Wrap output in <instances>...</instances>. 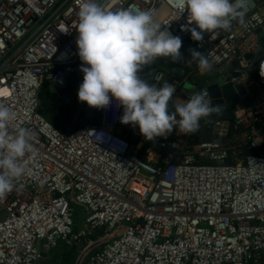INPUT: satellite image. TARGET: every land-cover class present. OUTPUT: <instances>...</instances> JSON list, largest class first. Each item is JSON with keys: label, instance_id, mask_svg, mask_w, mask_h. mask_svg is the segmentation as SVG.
<instances>
[{"label": "built area", "instance_id": "built-area-1", "mask_svg": "<svg viewBox=\"0 0 264 264\" xmlns=\"http://www.w3.org/2000/svg\"><path fill=\"white\" fill-rule=\"evenodd\" d=\"M83 2L0 0V103L16 112L13 128L33 134V151L24 158L26 174L0 200V264H37L40 251L51 258L60 244L78 247L71 264L264 259V154L240 155L244 146L264 145V104L239 99L227 118L208 117V139L174 128L147 141L138 126L121 123L118 101L102 108L98 122L77 125L82 105L74 95L83 73L76 39ZM99 2L109 10H153L162 31L204 53L211 69L225 71L220 75L225 81L243 83L246 94L248 81L264 88V79H254V62L264 55L259 35L264 34V0H243V16L233 18L229 30L205 34L202 41L191 38L187 29L195 24H189L187 9L177 0ZM191 62L182 75L153 63L151 79L145 77L148 65L139 75L149 84L175 85L169 102L174 111L186 83L209 84L195 78L198 62ZM73 73L80 81L63 98L77 113L59 129L40 111L41 90L45 81L59 90L64 84L59 81ZM231 126L242 137L230 143ZM77 206L82 207L80 225L74 220ZM50 264L60 263L51 258Z\"/></svg>", "mask_w": 264, "mask_h": 264}, {"label": "clouds", "instance_id": "clouds-1", "mask_svg": "<svg viewBox=\"0 0 264 264\" xmlns=\"http://www.w3.org/2000/svg\"><path fill=\"white\" fill-rule=\"evenodd\" d=\"M177 2L187 9L189 24H195L187 29L195 41H202L205 34L229 30L230 21L242 17L246 6L243 0ZM154 17L153 10H109L99 0H84L78 12L76 39L83 73L79 101L97 109L118 101L123 108L121 123L138 126L147 141L166 137L174 128L183 134L195 133L201 119L222 112L219 105L213 106L204 90L170 111L175 85L166 82L160 87L140 77L142 67L158 58H170L172 62L183 59L181 37L162 31ZM189 51L202 72L211 69L204 53ZM260 75L264 77V70ZM16 119V112L0 103V200L17 188L26 174L24 158L33 151L32 132L25 127L13 128Z\"/></svg>", "mask_w": 264, "mask_h": 264}, {"label": "trees", "instance_id": "trees-1", "mask_svg": "<svg viewBox=\"0 0 264 264\" xmlns=\"http://www.w3.org/2000/svg\"><path fill=\"white\" fill-rule=\"evenodd\" d=\"M183 48H184V45L182 44L181 49ZM180 63H181V60L180 62H172L170 58L169 59L168 58H158L153 64L167 66L170 72H172V67L175 65H179ZM172 74L176 75L174 72H172ZM79 81H80V76L77 73L67 75L64 79L59 81V83L64 82V84L58 91L52 90V88L50 87L47 81L44 82V85L41 90V99L43 100V102L41 101L40 111L42 112V114L46 116L48 120H50L59 129L65 128L61 119L58 120L59 118H61L63 110L65 109L67 105L63 97L69 96L73 92L74 88L78 85ZM101 111L102 109L89 107L86 104V102H84L82 104V110L80 111L78 115L77 125L98 122L101 117ZM204 122L210 126L212 119L204 118ZM234 133L238 134V131L231 126L229 130V136L227 137L230 139V143L236 140V138L232 136V134ZM207 138H211V135H209ZM247 153L264 154V145H262L258 149H250L244 146L240 152V155L241 154L244 155ZM229 162H233V160L229 159Z\"/></svg>", "mask_w": 264, "mask_h": 264}, {"label": "water", "instance_id": "water-1", "mask_svg": "<svg viewBox=\"0 0 264 264\" xmlns=\"http://www.w3.org/2000/svg\"><path fill=\"white\" fill-rule=\"evenodd\" d=\"M259 35L261 42L264 45V34L260 32ZM248 57L249 55L246 56V58ZM263 60L264 55L257 59L254 62V65L261 63ZM233 64L237 65V62L233 61ZM242 65H246V61H243ZM172 71L177 75H182L184 73V70L176 65L172 67ZM154 73L155 69L151 65H148L146 67L145 77L147 79H151ZM233 75L238 76L239 73ZM185 88L194 91H202L206 89L209 92V96L212 98L213 106L219 105L222 109L221 114H213L212 116H210L211 118H227L229 116L230 107L233 103H235L239 99H241L243 102H247L250 99V96L246 94V90L243 83L238 82L233 84L229 81H225V79L220 75L215 81L209 83L206 87H195L191 83H186ZM74 101L78 104H82V102L78 99V90L75 93ZM76 113L77 109L73 105H67L63 110L62 116L60 118L63 125L68 126ZM80 245L81 243L78 244V246ZM39 256L40 257L37 259V264L51 263V258L47 256V253L45 251H40Z\"/></svg>", "mask_w": 264, "mask_h": 264}, {"label": "crops", "instance_id": "crops-1", "mask_svg": "<svg viewBox=\"0 0 264 264\" xmlns=\"http://www.w3.org/2000/svg\"><path fill=\"white\" fill-rule=\"evenodd\" d=\"M184 48L180 49V52H181V55H182L183 59H181V63L179 65H176V66L181 67L184 70V72H185V71L188 70L187 68H189L188 65L185 64V63H190L192 58H191V53H190L189 49L188 48L184 49ZM183 51H187L188 52L187 53L188 54L187 57L184 54H182ZM210 70L206 71V72H202L199 68L196 69V74L201 78V80H199V81H201L203 83H211V82L215 81L218 78L219 75H215V74L211 73ZM260 70H264V60L261 63L257 64L256 68L254 70V77H255L254 79L256 81H260V80L264 79V77H261V75H260ZM208 76H210V77L206 78ZM203 78L205 79L204 81H203ZM81 83L82 82L79 83V86H80ZM246 85L249 87V91H248L247 94L250 96V99H249V101H247L245 103H247V104H252V103L255 104V103L261 102L262 104H264V88H262L261 86L256 85L252 81L246 82ZM186 94H188V93L182 92L180 95H177L175 97V103L176 104L185 103L190 98ZM204 125H205V128L203 127L204 129L203 128L201 129V126H204ZM203 130H204V135H200V133L202 134ZM209 135H211V137H212L211 127L209 125H207L206 123L200 122L199 129L197 131V136L199 138H201V139H208L207 137ZM237 135L238 134H235V133L232 134V136L234 138H236V139H238L240 136L242 137V135H238V136ZM248 264H264V259H262L261 261H259L257 263L250 262Z\"/></svg>", "mask_w": 264, "mask_h": 264}, {"label": "rangeland", "instance_id": "rangeland-1", "mask_svg": "<svg viewBox=\"0 0 264 264\" xmlns=\"http://www.w3.org/2000/svg\"><path fill=\"white\" fill-rule=\"evenodd\" d=\"M188 47H185L184 49H187ZM188 52L187 51H183L182 54H184L186 57L188 56L187 54ZM185 63V62H184ZM188 65V67L190 68H187L189 70H191V67L193 66V63L190 62V63H185ZM211 73L215 74V75H221V74H225V71H218V70H215V69H211L210 70ZM210 76L206 77V78H209ZM195 78L199 80H201V78L198 76V75H195ZM205 79L203 78V81ZM201 82V81H200ZM203 83V82H201ZM52 88V90H57L56 87H54L53 85L50 86ZM59 89V88H58ZM58 91V90H57ZM194 90H189V89H186L183 90V92H186L188 94H186L187 96L191 97L193 95V92ZM75 96V95H74ZM41 101L43 102V100L41 99ZM84 102H82L83 104ZM81 104V105H82ZM44 115V114H43ZM45 116V115H44ZM46 117V116H45ZM60 120V118L58 119ZM65 126V125H64ZM66 127V126H65ZM205 128V125L204 126H201V129L202 128ZM203 128V129H204ZM200 135H204V130L202 131V134L200 133ZM241 137V136H240ZM239 137V139H240ZM82 211V207H76V213L74 214V220L76 222L77 225H80V222H81V216L80 214ZM78 252V247L76 245H62L60 244L56 249H54L52 252H51V258L55 261V262H59L60 264H71V262L74 260L76 254ZM60 254H62V257H60Z\"/></svg>", "mask_w": 264, "mask_h": 264}]
</instances>
